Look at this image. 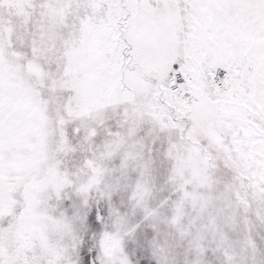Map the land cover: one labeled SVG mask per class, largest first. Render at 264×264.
I'll list each match as a JSON object with an SVG mask.
<instances>
[{"label": "snow or ice", "instance_id": "1", "mask_svg": "<svg viewBox=\"0 0 264 264\" xmlns=\"http://www.w3.org/2000/svg\"><path fill=\"white\" fill-rule=\"evenodd\" d=\"M0 264H264V0H0Z\"/></svg>", "mask_w": 264, "mask_h": 264}]
</instances>
